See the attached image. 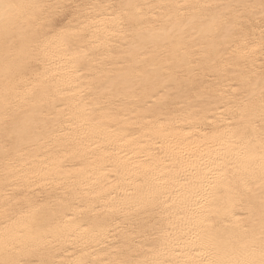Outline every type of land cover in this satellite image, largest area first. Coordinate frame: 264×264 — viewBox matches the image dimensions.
<instances>
[{
  "label": "snow or ice",
  "instance_id": "1",
  "mask_svg": "<svg viewBox=\"0 0 264 264\" xmlns=\"http://www.w3.org/2000/svg\"><path fill=\"white\" fill-rule=\"evenodd\" d=\"M0 264H264V0H0Z\"/></svg>",
  "mask_w": 264,
  "mask_h": 264
},
{
  "label": "bare ground",
  "instance_id": "2",
  "mask_svg": "<svg viewBox=\"0 0 264 264\" xmlns=\"http://www.w3.org/2000/svg\"><path fill=\"white\" fill-rule=\"evenodd\" d=\"M152 99L154 101L155 100V97H153ZM150 102H152V101H150ZM110 107H116V105L115 104H112V105H110ZM199 107H203V105L194 102V107L193 108H190L189 111H193V110H195V108H199ZM209 115L211 116V114H209ZM105 171H108V169H105Z\"/></svg>",
  "mask_w": 264,
  "mask_h": 264
}]
</instances>
